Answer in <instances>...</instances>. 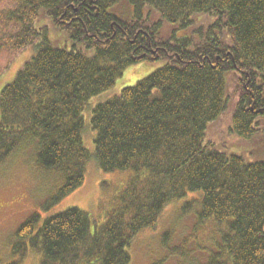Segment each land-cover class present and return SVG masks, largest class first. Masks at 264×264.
I'll return each instance as SVG.
<instances>
[{"label":"trees","instance_id":"obj_1","mask_svg":"<svg viewBox=\"0 0 264 264\" xmlns=\"http://www.w3.org/2000/svg\"><path fill=\"white\" fill-rule=\"evenodd\" d=\"M15 3L0 12V34L18 53H32L0 92V166L32 145L37 166L61 176L44 212L82 185L90 159L104 173L130 177L103 225L91 229L77 208L33 214L17 229L12 253H39L40 264H129L135 236L153 229L168 203L191 195L182 212L196 208L198 224L219 230L205 264H264V160L247 162L204 139L230 106L232 133L264 135V0ZM43 19L69 49L49 40ZM142 62L164 65L89 105Z\"/></svg>","mask_w":264,"mask_h":264},{"label":"rangeland","instance_id":"obj_2","mask_svg":"<svg viewBox=\"0 0 264 264\" xmlns=\"http://www.w3.org/2000/svg\"><path fill=\"white\" fill-rule=\"evenodd\" d=\"M15 0H2L0 12L13 10ZM126 12L129 7L123 6ZM1 15V14H0ZM153 21L157 16H152ZM200 20L207 22V16H200ZM40 24L47 23L48 38L57 47H63L65 35L54 29L47 20H40ZM167 32L168 28L164 27ZM181 31H176L177 38L182 37ZM0 34V92L3 87L13 81L24 61L31 55L32 50L26 49L21 53L13 50ZM66 49L70 43L67 42ZM18 53V54H17ZM163 62H142L128 66L109 90L93 97L89 105L94 106L114 95L124 87H132L138 81L146 78L156 69L162 67ZM223 114L220 119L208 126L205 141L212 142L214 147L225 153L243 156L247 162L264 160V135L251 140L238 138L230 131V114ZM85 118L89 113H84ZM93 132L86 127L83 132V145L92 151ZM28 144L14 152L0 166V264H11L22 259L21 264H40V254L28 250L25 256L12 253L16 243V231L31 215L44 217L62 212L68 208H77L85 212L91 222L97 227L103 225L106 215L115 207V197L121 186L130 177V172L104 173L97 166L95 160L90 159L86 165L85 177L82 185L57 204L44 212L41 205L54 195L61 184V176L46 171L35 162V151ZM192 198L191 195L168 203L158 218L153 229H145L135 236L127 249L129 264H205L210 253L217 250V240H220L219 230L212 222L198 224L195 219L197 209L187 213L182 212V205ZM80 264H95L83 261Z\"/></svg>","mask_w":264,"mask_h":264}]
</instances>
